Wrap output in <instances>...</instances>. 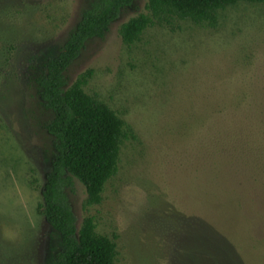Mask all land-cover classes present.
<instances>
[{
  "label": "rangeland",
  "instance_id": "rangeland-1",
  "mask_svg": "<svg viewBox=\"0 0 264 264\" xmlns=\"http://www.w3.org/2000/svg\"><path fill=\"white\" fill-rule=\"evenodd\" d=\"M100 0H0V264H49L58 234L37 214L53 137L36 79L83 11ZM214 28L175 18L125 45L120 26L151 17L121 9L86 41L67 85L125 123L117 172L99 204L65 190L77 227L92 216L115 264H264V3L218 10Z\"/></svg>",
  "mask_w": 264,
  "mask_h": 264
},
{
  "label": "trees",
  "instance_id": "trees-1",
  "mask_svg": "<svg viewBox=\"0 0 264 264\" xmlns=\"http://www.w3.org/2000/svg\"><path fill=\"white\" fill-rule=\"evenodd\" d=\"M240 0H147L151 17L138 14L124 22L119 34L125 45L140 39L149 24L170 25L175 18L214 28L218 10ZM264 3V0H246ZM132 0H100L83 11L60 51L43 63L36 79L42 104L52 117L44 127L53 137L50 169L40 187L36 212L58 234L60 248L49 264H115L116 244L96 231L92 216L77 227L65 190L73 178L86 189L87 206L99 204L108 179L117 172L120 146L126 138L125 123L115 111L87 94L83 85L92 70L67 85L65 71L88 39L101 38L122 8Z\"/></svg>",
  "mask_w": 264,
  "mask_h": 264
}]
</instances>
